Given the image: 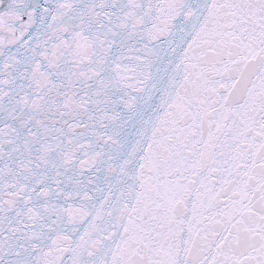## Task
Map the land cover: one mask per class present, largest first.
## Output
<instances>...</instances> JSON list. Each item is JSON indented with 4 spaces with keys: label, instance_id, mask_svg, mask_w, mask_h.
<instances>
[{
    "label": "snow or ice",
    "instance_id": "1",
    "mask_svg": "<svg viewBox=\"0 0 264 264\" xmlns=\"http://www.w3.org/2000/svg\"><path fill=\"white\" fill-rule=\"evenodd\" d=\"M0 264H264V0H0Z\"/></svg>",
    "mask_w": 264,
    "mask_h": 264
}]
</instances>
